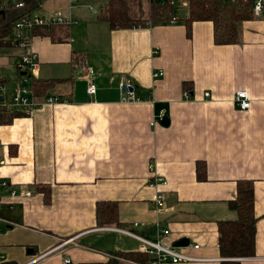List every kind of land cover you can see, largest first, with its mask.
Listing matches in <instances>:
<instances>
[{"label": "crops", "instance_id": "crops-1", "mask_svg": "<svg viewBox=\"0 0 264 264\" xmlns=\"http://www.w3.org/2000/svg\"><path fill=\"white\" fill-rule=\"evenodd\" d=\"M186 1H173L176 21L164 23L150 19L149 0H128L144 25L111 29L99 19L104 2L42 0L32 16L65 22L8 45L37 57L42 90L31 92L30 113L9 108L21 80L7 84L10 51L0 47V108L12 116L0 124V264H116L115 254L125 260L117 264H143L123 256H144L139 243L112 229L152 238L156 222L170 232L162 244L189 241L178 249L198 261L180 264H221L217 224L236 218L229 203L240 182L252 183L256 226L254 255L236 261L264 264V11L241 24L239 43L217 45L210 22L187 34L177 19ZM127 80L138 101L125 99ZM237 91L248 92L249 110L235 106ZM161 112L168 125L151 126ZM154 177L166 184L151 187ZM99 202L117 204L118 226L97 227Z\"/></svg>", "mask_w": 264, "mask_h": 264}, {"label": "trees", "instance_id": "trees-1", "mask_svg": "<svg viewBox=\"0 0 264 264\" xmlns=\"http://www.w3.org/2000/svg\"><path fill=\"white\" fill-rule=\"evenodd\" d=\"M42 0H0V47L8 46L14 33V25L19 20L31 15L41 5ZM150 19L155 22H169L173 14L171 0H149ZM183 22L187 34L194 22H210L213 26V38L217 45H232L239 43L241 24L254 19L253 1L243 0H187ZM128 0H104L100 9L99 19L106 22L111 29H129L138 27V20L129 15ZM144 25V22H142ZM53 27H34L30 36H49ZM18 43V42H15ZM40 82L32 79L35 94L42 90ZM11 115L0 108V124L9 123ZM43 186L38 191L43 192ZM45 191V190H44ZM47 191V190H46ZM254 196L251 182H240L237 185L235 200L229 203L236 213L234 220L220 221L217 224L218 247L222 258L221 264H240L237 259L254 255V240L256 218L254 215ZM117 204L99 202L96 205L97 227L118 226ZM121 255V254H120ZM123 256L135 261L148 260V256L136 253H123ZM108 264H114L109 262Z\"/></svg>", "mask_w": 264, "mask_h": 264}, {"label": "built area", "instance_id": "built-area-1", "mask_svg": "<svg viewBox=\"0 0 264 264\" xmlns=\"http://www.w3.org/2000/svg\"><path fill=\"white\" fill-rule=\"evenodd\" d=\"M70 3H74L76 0H69ZM244 2L253 1V15L254 18H258L260 14L264 11V0H243ZM171 6H175V3L171 1ZM173 22L176 21V18L172 19ZM65 22V20L59 16L51 20H46L43 17H37L29 15L24 17L23 19L19 20L14 25V34L16 41L21 45L24 46L28 43L30 38V30L34 27H50L52 25H57ZM38 67L37 57L32 54L24 55L20 62L17 64V72L19 74L21 80V86L17 89L15 93V97L13 99L12 105H9L11 109H20L23 113H30L34 108L37 106L35 101H33L29 96L33 91L32 88V79L35 69ZM92 72H89L91 75ZM163 76V72H154L153 78L157 79ZM125 88V99L126 100H139V98H135L133 95V91H129L130 88L133 87L130 85L129 81H125L121 85V89ZM2 90V88H0ZM87 94L92 96L95 94V86L92 83H89L87 88ZM206 97L208 94H205ZM183 98L188 100L190 98V93L188 91L183 92ZM60 98H47L45 100L46 105H52L60 103ZM233 102L235 106L242 111H247L250 108V97L248 92L246 91H237L234 95ZM164 113L161 112L157 116H155L154 121L151 123V126H155L157 123H162L164 121ZM166 184V181L163 178L154 177L153 180L150 182L151 187L163 186ZM3 185H6L4 183ZM11 195L14 196L15 192L11 191ZM22 196L29 197V193H24ZM153 209L156 212H163L165 210V197L162 193L158 192L154 199L152 200ZM138 224H134V227H137ZM113 231H116L122 235L128 236L133 240L139 243V251L146 256H148V260L146 263L143 264H180V263H190V262H197L198 259L190 257L186 254H183L179 251L178 248L172 246H166L162 244V240L169 236L170 232L168 229H164L159 222H156L154 225V235L152 238H147L142 235L136 234L130 230L124 228H113ZM195 249L198 246L194 247ZM110 260L115 262H124L125 260L122 256L119 255H109ZM41 258H36L30 264L39 263ZM64 264H70V260H65ZM116 263V264H117Z\"/></svg>", "mask_w": 264, "mask_h": 264}, {"label": "rangeland", "instance_id": "rangeland-1", "mask_svg": "<svg viewBox=\"0 0 264 264\" xmlns=\"http://www.w3.org/2000/svg\"><path fill=\"white\" fill-rule=\"evenodd\" d=\"M79 1H84V2H87L88 3V5H94V4H96L97 6H100V4L102 3V2H104V0H76V4L79 2ZM173 1H175V0H173ZM67 7V6H66ZM138 25L139 26H143V24H142V21H140V19L138 20ZM11 40H14L15 41V36H14V34H12V36H11ZM8 50L10 51V55L8 56V61H9V63H8V65H11L12 64V68H5V70H2L1 71V74H3V76H5L6 75V79H7V84H13V83H15V78L17 77V74L18 73H16V70L14 69L15 67V62H18L19 60H21L20 58L22 57V56H24L25 54H27V50H28V47H21V46H19L17 49L15 48V47H13L12 45L11 46H8ZM4 50H6V48H4ZM9 78H11V79H9ZM10 90H11V87H9V86H7V92H6V94L7 95H9L8 93L10 92ZM5 94V95H6ZM129 247H131V248H135L136 247V244L135 243H130L129 244Z\"/></svg>", "mask_w": 264, "mask_h": 264}, {"label": "water", "instance_id": "water-1", "mask_svg": "<svg viewBox=\"0 0 264 264\" xmlns=\"http://www.w3.org/2000/svg\"><path fill=\"white\" fill-rule=\"evenodd\" d=\"M17 1L18 0H11V3L12 4H16ZM185 13H186V11L184 9H181V10L178 11V15H179L180 18H184L185 17ZM121 91H122V93H124L125 92V88H122ZM129 91H133V89L130 88ZM161 124L164 125V126H167L168 125V119L165 118L164 121ZM188 245H189V241L187 239H182V240H179V241L175 242L173 244V247H175V248L187 247Z\"/></svg>", "mask_w": 264, "mask_h": 264}]
</instances>
